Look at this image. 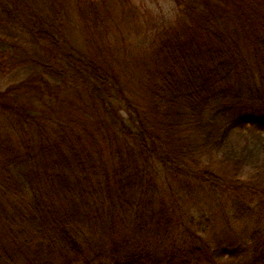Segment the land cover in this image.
<instances>
[{"label": "trees", "instance_id": "trees-1", "mask_svg": "<svg viewBox=\"0 0 264 264\" xmlns=\"http://www.w3.org/2000/svg\"><path fill=\"white\" fill-rule=\"evenodd\" d=\"M177 1L135 100L65 0H0V264H264V0Z\"/></svg>", "mask_w": 264, "mask_h": 264}, {"label": "rangeland", "instance_id": "rangeland-1", "mask_svg": "<svg viewBox=\"0 0 264 264\" xmlns=\"http://www.w3.org/2000/svg\"><path fill=\"white\" fill-rule=\"evenodd\" d=\"M186 5L177 0H65L67 41L70 47L112 66L125 92L137 100L142 82L144 85L149 79L152 65L160 56L163 44H172L174 39L189 29ZM188 44L191 47L190 41ZM15 74L0 75L3 90ZM24 99L25 93L21 90L18 100ZM140 101L144 106V100ZM87 105L90 106L89 103ZM230 207L229 203L228 209ZM214 209L218 216V207ZM199 216L203 220L201 226L208 234L204 235L205 240L211 243L213 250L215 243H223L227 239L234 241L237 235L244 234L243 227L234 228L242 224L232 219L230 223H233L234 229L226 230L220 217H212L209 209Z\"/></svg>", "mask_w": 264, "mask_h": 264}]
</instances>
